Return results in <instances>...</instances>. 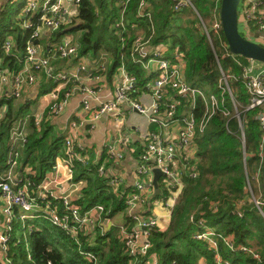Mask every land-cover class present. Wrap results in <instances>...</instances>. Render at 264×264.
Masks as SVG:
<instances>
[{"label":"built area","instance_id":"obj_1","mask_svg":"<svg viewBox=\"0 0 264 264\" xmlns=\"http://www.w3.org/2000/svg\"><path fill=\"white\" fill-rule=\"evenodd\" d=\"M5 5L15 3L17 0H0ZM119 10L112 27L120 39L124 48L126 39L131 34L127 23L126 11L131 0H118ZM81 0H28L22 9L19 18L22 25L32 32L27 40L22 67L16 73L1 67L0 61V123L6 117L9 110L8 100H12L16 112L20 107V101L24 97L25 88L36 80V72L45 70L52 75L57 82V89L53 90V98L46 114L33 113L14 117L8 130L6 142V159L0 166V264H16L11 253V242L22 244L28 261L34 262L30 236L35 230L36 222L48 221L50 224L64 231L79 246L81 255L94 262L98 261L95 252L82 247L81 236H96L98 233H108L109 225L116 226L109 216L112 208L97 203L89 208H83L77 204L81 198L82 181H76L75 176L79 165L91 164L94 172L106 179L109 188L121 195L124 200V212L126 220L118 224L120 238L123 241L126 253L129 256L128 264H156V254L151 252L152 233L157 228L158 217L148 206L160 204L172 213L177 205L184 189L183 173L178 167L180 162L189 161V152L195 151V138L204 133L212 117L220 113L225 118L226 130L232 133L230 120L236 119L238 123L237 133L242 143L243 162L245 167L244 191L253 207L264 218V188L262 181V165L264 161V64L257 60L237 57L230 52L220 18L221 0H216L207 19L202 17L193 0H175L173 9L180 11L190 7L194 9L200 18L201 29L215 53L216 42H221L224 54L231 57L240 67V74H235L234 65L224 69L217 55L220 76L218 78V92H206L199 87L191 86L185 77L187 57L179 46L174 48L170 57L164 50L154 52L152 57L146 56L145 44L149 43L155 32L152 13L145 11V16L150 21L151 35L138 34L131 47L130 57L134 63L141 64L147 71L151 65L155 66L156 76L147 84L151 91L152 101L145 105L133 99L136 77L127 71L124 56L120 65L121 80L117 83L114 95L110 100H101L97 106L91 105V98L98 97L100 88L88 85L84 78H99L106 70L105 60L99 66L89 67L80 63L74 69L58 70L53 74L50 66V57L41 56L40 46L36 43L43 28H48L52 33L61 30L65 25L74 24L79 13ZM145 0H140L139 8L145 7ZM264 0H241L239 5V24H243L246 38L256 41L264 46V39L255 36V31L264 32ZM140 15V14H139ZM256 38V40H254ZM16 47V40L8 36L2 50L11 54ZM78 44L72 37L64 39L54 48L51 57L67 59L78 52ZM219 50V49H218ZM241 56V55H240ZM243 57V56H242ZM245 58V57H244ZM83 72H86L85 75ZM149 75V74H148ZM241 82L247 92V101L242 103L234 96L230 80ZM68 89L59 95L60 87ZM83 94V108L91 111V120H97L103 115L112 114L117 127L123 126L120 117V107L128 102L130 106L147 116L150 122L158 124L161 128H168L172 123L179 124L178 133L170 139H165L161 131L146 132L143 139L145 146L138 154V164L135 168L136 181L132 191L122 195V187L125 183L123 174L118 164L125 159L126 150L118 148L113 141L105 145V156L102 160H92L88 149L79 142L81 123L74 118L69 120L66 132L62 156L56 159L53 167L45 174L40 182L34 181L30 174L33 169L22 164L23 150L26 147L29 135L33 127L41 130L44 120L58 115L65 110L72 94L75 91ZM197 96L202 98L204 104L203 115L199 118L195 113ZM185 101V114H179V107ZM254 112L260 132V141L257 148L256 172L248 168L246 120L244 113ZM15 112V113H16ZM33 118V119H32ZM127 149V148H126ZM134 152V150L132 151ZM2 154L0 142V156ZM160 169L163 175L162 192L159 198L149 201L154 192V169ZM188 168V166H187ZM189 177L197 178L196 164L190 170ZM141 177V178H140ZM213 210H217L218 202L211 201ZM243 201L236 204L235 213L244 215ZM109 219L106 224L104 219ZM199 230L194 238L202 240L208 245L213 254V264H232L231 260L222 254L221 244H224L232 252H243L253 256L258 261H264V256L253 249L249 244H237L232 234H225L216 227L210 225L204 216L198 217L192 212L189 217ZM157 260V259H156ZM45 264H53L48 260ZM173 264H176L173 261Z\"/></svg>","mask_w":264,"mask_h":264},{"label":"trees","instance_id":"obj_2","mask_svg":"<svg viewBox=\"0 0 264 264\" xmlns=\"http://www.w3.org/2000/svg\"><path fill=\"white\" fill-rule=\"evenodd\" d=\"M118 2V0H81L74 25L66 31L68 33L83 31L79 38V55L95 53L102 47L112 50L114 60L110 74L120 66L124 56L127 71L136 77L135 83L141 86L145 82L146 70L141 64L134 63L130 57L131 47L136 38V29L143 27L149 35L151 34L150 21L143 16L145 11L152 13L155 25L151 44L169 43L171 40V48L179 46L186 54L185 77L191 86L199 87L206 92H218L220 70L217 55L225 69L229 65H234V70L240 74V67L231 57L223 58L224 52L218 49L215 53L199 26L198 15L192 8L174 11L175 0H145L146 4L142 9L139 8L140 0H131L126 11L131 34L126 39V46L122 48L120 39L112 27V22L119 10ZM215 3L216 0H196L195 7L205 18L210 15ZM0 11L1 67L16 73L22 67V57L32 30L23 27V20L19 18V15L17 18L12 17L5 5L4 8L0 6ZM183 13L194 16L183 18ZM8 36H13L16 40V47L11 54H6L2 50V44ZM237 57L248 60L240 55ZM196 100L197 106L194 111L200 118L204 112V104L200 96H197ZM8 103L9 110L0 123L2 150L0 166L6 159V142L11 122L14 117L30 113L26 105H20V112H16L17 109L15 110L12 100H8ZM182 111L183 109L180 110V115ZM244 117L247 150L251 147L257 149L260 132L254 119V112H245ZM226 122L227 118L223 115L215 114L204 133L198 134L195 138L198 146L195 153V159L198 161L196 163L198 177L184 178L185 186L172 212L169 227L164 231L156 228L152 233L151 252L157 256V264H173V261L176 264H197L201 256L208 257L209 264H213V254L208 245L194 238L199 228L189 219L192 208L197 211L198 217L204 216L210 225L225 234H232L237 244L251 245L249 239L252 238L264 242V218L245 198L241 141L236 134L238 123L236 119L230 120L235 132L229 133L226 130ZM51 129L49 125L42 127L41 130L33 127L23 150L22 164L33 169L34 172L30 174V177L37 183L53 167L57 155L63 150V136L52 134ZM256 160L258 163L257 154L253 157V163ZM90 165L78 166L77 171L80 170V172L76 179L85 177L87 185L81 190L82 196L77 204L86 209L97 203H103L112 208V213L109 215L112 217L115 212L124 210V200L109 188L106 179L94 172ZM160 195L156 194L155 197ZM239 200L246 202L243 205L242 217L235 213ZM211 201L218 202L216 211L213 210ZM88 238V235L81 236L82 247L95 252L98 256L97 262L81 255L78 244L48 221L38 220L30 236L34 262L27 260L22 244L15 245L13 241L10 247L16 264H45L48 260L53 264H128L129 256L117 228L111 229L105 235L98 233L95 245H90ZM221 250L232 264H264V261H258L246 253L232 252L224 244H221ZM259 251L264 256V249Z\"/></svg>","mask_w":264,"mask_h":264},{"label":"crops","instance_id":"obj_3","mask_svg":"<svg viewBox=\"0 0 264 264\" xmlns=\"http://www.w3.org/2000/svg\"><path fill=\"white\" fill-rule=\"evenodd\" d=\"M4 5L5 4L1 1L0 6L4 8ZM262 8H263L262 10L264 11V5ZM72 25L74 24L65 25L61 30L56 31L55 33H52L48 28H43L38 40H36V43L40 46L41 56L50 57V66L53 70V74L56 73V71L58 70L74 69L80 63H84L89 67H94V66L97 67L103 61V59L105 60L106 70L105 72L101 73L99 78H95L92 80L90 78L83 79V81L88 85L100 88L98 97L91 98V105L95 107L97 106L98 102L101 100L112 99L114 95L115 86L122 78V74L119 68L120 66L117 67V69L112 74H110V69L114 60V53L112 50L107 49L105 47H102L99 51L95 53L89 52L85 55H79V53L77 52L75 56L67 59L51 57L52 53L54 52V48L58 43L62 42L64 39H67L68 37L73 38V33L66 32ZM199 26L201 27V22L199 23ZM77 33L78 36L77 37L74 36L73 39L75 43L79 44V38L82 36L83 31L80 30L77 31ZM154 33L152 34L151 40L153 39ZM138 34L146 35L147 37L149 36L147 30L143 27H138L136 29L135 35L137 36ZM255 36H259L260 38L264 39V32L258 33L255 31ZM151 40L149 43L145 44L144 46V52L146 53V56L152 57L154 52L162 49L166 52V56L170 57L171 53L174 51L175 48V47L171 48V42H172L171 40H169V43H162L158 45L151 44ZM154 68L155 66L152 64L151 67L146 71L147 79H150V82L152 78L156 76V72ZM233 71L235 72V74H237L235 70ZM83 73L87 75L86 72ZM148 83L149 82L147 83L144 82L141 86L136 84L135 91L132 94L133 99H136L145 105H149L152 101L151 91L149 88H147ZM234 83L236 84L234 85L236 92L234 91V88L230 82V86L234 96L239 98L242 103H246L247 92L245 87L241 82L235 81ZM57 87L58 84L54 80L52 75L48 74L45 70H40L36 72L35 82L31 85H28L25 88L24 97L20 101V105L28 106V110L30 112L29 114H33V113L46 114V111L53 100L51 93L53 90L57 89ZM66 89L68 88L65 86L60 87L59 95L62 96L63 93L66 91ZM184 103L185 101L183 100L182 104L179 107V112L181 109H183L182 114H185ZM83 105H84L83 94L77 90L72 94L67 106L65 107V110L58 115L52 116L50 118H46L44 120L43 127L49 125L50 127H52L51 129L52 134L63 136L64 138V133L66 132L69 120L74 118L75 120L80 122L81 132H80L79 142L82 146L88 149V151L91 154L92 160H94V158L98 160H102L104 158L106 154L105 145L109 141H113L118 148H121V146L125 147L126 150L125 159L118 164L120 171L125 179V183L122 187V195L125 196L134 188V184L136 181L135 168L138 164L137 161L138 154L145 146V141L143 139L145 133L149 131H161L163 132V136L165 137V139H170L172 136L178 133L179 124L172 123L168 128H161L158 124L150 122L146 115L141 114L140 112L134 110L128 102H125L120 107V117L123 119L124 123L121 128H118L116 120L112 114L109 113L107 115L101 116L97 120H91L90 118L91 111L84 109ZM20 110L18 112H20ZM230 127L233 130L232 133H234L235 131L232 127V124H230ZM236 134L238 135V133ZM194 143L195 144H193L194 145L193 147H195L196 149L194 152H193L194 149L189 152V161L185 162L182 161L183 158H179L180 162L178 163V167L183 173V181L184 178L188 176L193 166L198 162L195 159V153L197 152L198 146L196 142ZM133 150L134 152H132ZM241 152H242V161H243L242 143H241ZM247 154H248V150H247ZM61 156H62V152L57 155L56 159H60ZM243 168H244V181H245L244 162H243ZM248 168L251 171L249 166V154H248ZM79 172L80 170L76 172L75 179L77 175H79ZM79 180L82 181L81 186L83 189L87 185V179L85 177L78 178V180L76 179V181ZM158 185L160 191L158 192L154 187V192L152 193V197L149 198V201H151L154 198H159V196L155 197V195L161 194L162 192V180H158ZM184 185H185V181H184ZM246 199L249 201L248 198ZM242 201L243 204L246 203L245 200ZM148 207L151 208V211L158 217L157 228L162 231L166 230L170 225L172 219V213H169V211L164 207H162L160 204L151 205ZM111 218L112 220H114V223H116V226L113 227L109 225L108 232L114 228H117L118 231L120 232L118 224H123V222L126 220V213L124 212V210L117 211L113 214ZM104 222L107 224L109 222V219L108 221L104 219ZM95 238L96 236H89L88 241L90 242V245L93 244L95 245ZM156 259L157 256L155 257V262L157 264ZM197 264H209L208 257L201 256Z\"/></svg>","mask_w":264,"mask_h":264},{"label":"water","instance_id":"obj_4","mask_svg":"<svg viewBox=\"0 0 264 264\" xmlns=\"http://www.w3.org/2000/svg\"><path fill=\"white\" fill-rule=\"evenodd\" d=\"M193 2H196V0H193ZM240 3L241 0H221L220 3V18L223 34L227 40L229 50L234 55H241L264 64V46L246 38L239 30ZM227 56L228 54H224L223 58ZM162 175L163 173L160 169H154L153 184L158 192L160 191L158 180ZM262 181L264 188V161L262 165ZM106 221H108V218Z\"/></svg>","mask_w":264,"mask_h":264},{"label":"rangeland","instance_id":"obj_5","mask_svg":"<svg viewBox=\"0 0 264 264\" xmlns=\"http://www.w3.org/2000/svg\"><path fill=\"white\" fill-rule=\"evenodd\" d=\"M27 3H28V0H17V2L7 4V5H5V7H7V10L10 12L12 17L17 18V16L21 13L22 9L27 5ZM0 13H1V11H0ZM197 15H198V13H197ZM182 16H183V18H193L194 15H189V14L186 15L185 13H183ZM208 17H209V15L207 17L205 16V19H207ZM242 26H243V24H239V30L242 33V35L246 37V33L244 32ZM74 36L77 37L78 33L77 32L73 33V38H74ZM254 40H256V38H254ZM216 44H217V48L220 51L224 52V48H223L221 42L217 41ZM145 82L150 83V79L146 78ZM230 82H231V85L233 86L234 91H235V86H234V85H236L234 83L235 81H233V79H231ZM125 117H126V115H125ZM257 151L258 150L255 147H251L248 149L249 166H250L251 172H256V170H257L256 168H258L257 167V160H256V162L253 163V157L257 154ZM192 212H197V211L194 208H192ZM249 243H251V245L253 246V249L257 250L258 252H260L259 249L260 250L264 249V242L262 240L252 238V239H249Z\"/></svg>","mask_w":264,"mask_h":264}]
</instances>
